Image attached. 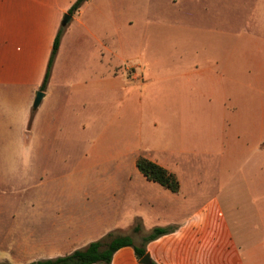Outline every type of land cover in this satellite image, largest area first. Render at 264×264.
<instances>
[{"label": "crops", "instance_id": "crops-1", "mask_svg": "<svg viewBox=\"0 0 264 264\" xmlns=\"http://www.w3.org/2000/svg\"><path fill=\"white\" fill-rule=\"evenodd\" d=\"M75 1L0 0V74L11 82L6 83L8 89L0 85V104L5 100L10 107L8 118L2 119L0 114V127L8 126L7 119H18L21 126H26L30 117L32 122L38 120L37 110L30 105L40 90L62 20ZM167 9L169 21L161 22L157 31L169 33V79L171 96L177 101H172L171 111L180 121L185 120L186 129L180 130L178 138H170L171 151L165 149L155 155V151L139 145L133 154L126 155H132L126 159L132 166L118 169L123 174L124 191L106 216L97 214L86 223L61 214L46 216L41 222L28 214L10 218L9 230L2 237L5 245H0V264H26L67 255L109 232L127 234L120 231L132 229L137 222H142L146 232L155 226L177 227L147 245L151 259L159 264H247L234 246L227 245L232 232L220 195L232 182L229 178L224 182L222 174H233L235 179L234 174L241 169L231 161L238 158L243 143L264 157V103L256 121L258 133L251 139L237 130L233 118L221 117L223 111L232 110L229 102L242 78L247 80L249 90L258 86V79L261 88L257 90L264 89V0H185L184 9L174 10L170 3ZM142 11L115 0H88L72 15L40 104H45L49 120L57 121L56 125L66 118L72 121L83 106L97 104L114 80L102 50L104 40L111 35L115 12L128 26L139 20ZM136 78L134 71L131 79ZM18 102L23 106L15 107ZM211 109L214 120L199 130L200 141L191 125ZM59 138L67 142L76 139L72 135ZM43 141H58L56 131L49 129ZM138 154L175 173L181 183L179 192L147 179L137 168ZM184 155L190 161L203 160L204 181L194 177L198 170L181 168L174 161ZM211 158L219 160V183L214 179L220 187L217 196L210 193L215 184L204 178L210 171ZM185 170L190 178L181 177ZM261 186L264 188V177ZM30 207L34 205H27L26 210ZM148 218L152 227L146 225ZM14 251L26 260L16 261ZM111 264L142 263L134 249L125 246L116 251Z\"/></svg>", "mask_w": 264, "mask_h": 264}, {"label": "rangeland", "instance_id": "rangeland-1", "mask_svg": "<svg viewBox=\"0 0 264 264\" xmlns=\"http://www.w3.org/2000/svg\"><path fill=\"white\" fill-rule=\"evenodd\" d=\"M115 1L143 11L139 20L128 26L115 12L111 35L104 40L102 50L106 63L113 69L114 80L112 85L106 86L108 91L99 96L97 104L83 106L76 111V118L72 121L66 118L58 125L55 124L57 121L49 120L45 104H42L36 111V122L30 117L29 123L21 126L18 119H7L8 126L0 127V135H3L0 141V245H5L2 237L9 230L10 218L19 214L32 215L38 222L57 214L76 216L83 223L91 222L97 214L106 216L114 200L120 199L124 191L121 186L123 174L118 169L132 166L126 160L132 155H126L133 154L139 145L147 151H155V155H161L160 151L165 149L171 151L170 138H178L180 130L186 129L185 120L180 121L181 118L171 111L172 101H177L171 96L169 79V33L157 31L161 22L169 21V3L174 10H180L184 9L185 0ZM134 71L136 80L131 79ZM246 81L240 80L239 90L233 100L228 101L233 108L223 111L221 118H233L237 130L244 138L251 139L259 130L256 121L260 119L264 89L257 90V87L261 88L259 79L258 86L256 84L251 90ZM6 83L11 82L0 74L3 89H8ZM207 103L214 104L210 100ZM22 106L23 103L18 102L15 107ZM30 106L32 108V104ZM8 107L5 100L0 104L2 119L8 118ZM214 115L211 109L203 117L195 116L191 128L198 133L200 141L202 132L199 130L205 124H211ZM49 129L56 131L58 141H43ZM65 135L76 139L67 142L59 138ZM184 156L174 161L181 168L198 170L199 174L194 177L203 179V160L194 159L195 162L190 164L193 161ZM210 162V171L204 178L213 185L215 178L219 183V160L214 162L211 158ZM231 164L235 168L238 164L241 170L234 174V180L233 174H222L224 182H228V178L232 182L220 195L222 211L232 232V243L227 240V245L234 246L247 264H264V188L261 186L264 157L260 158L243 143L238 158ZM181 175L184 179L190 178L186 170ZM210 188L212 196L220 193L217 184ZM32 204L34 207L26 210L27 205ZM150 223L148 218L147 227H152ZM131 231L128 228L120 232ZM145 232L134 234L136 242L141 243ZM14 254L16 261L26 260L16 251Z\"/></svg>", "mask_w": 264, "mask_h": 264}, {"label": "trees", "instance_id": "trees-1", "mask_svg": "<svg viewBox=\"0 0 264 264\" xmlns=\"http://www.w3.org/2000/svg\"><path fill=\"white\" fill-rule=\"evenodd\" d=\"M87 1L88 0H76L69 9L68 14H76ZM64 30L65 27L61 26L55 37L46 73L40 87V90L42 91H44L48 85ZM136 165L139 171L147 179L159 183L172 192H179L181 183L175 173L142 155L138 157ZM176 229V226H155L150 231L145 232L146 234L141 238V243H138L134 238V234L144 231L143 224L138 222L132 228L131 233L120 234L109 232L105 236L88 243L82 248L75 249L67 255L35 260L26 264H111L116 251L125 246L132 247L136 257L140 260L146 253H148L147 245L149 242L163 235L174 232ZM151 264L159 263L151 259Z\"/></svg>", "mask_w": 264, "mask_h": 264}, {"label": "water", "instance_id": "water-1", "mask_svg": "<svg viewBox=\"0 0 264 264\" xmlns=\"http://www.w3.org/2000/svg\"><path fill=\"white\" fill-rule=\"evenodd\" d=\"M72 20V15L65 14L63 20H62V26L66 27L70 21ZM45 96V93L42 90H38L35 94V99L33 101V110H37L43 100V97ZM140 263L142 264H151V257L149 253H146L141 259Z\"/></svg>", "mask_w": 264, "mask_h": 264}]
</instances>
